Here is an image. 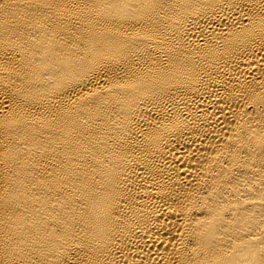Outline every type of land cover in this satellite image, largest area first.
I'll return each instance as SVG.
<instances>
[{
  "label": "bare ground",
  "instance_id": "bare-ground-1",
  "mask_svg": "<svg viewBox=\"0 0 264 264\" xmlns=\"http://www.w3.org/2000/svg\"><path fill=\"white\" fill-rule=\"evenodd\" d=\"M0 264H264V0H0Z\"/></svg>",
  "mask_w": 264,
  "mask_h": 264
}]
</instances>
